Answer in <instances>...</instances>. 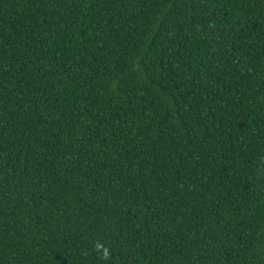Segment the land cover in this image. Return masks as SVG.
<instances>
[{
    "label": "trees",
    "instance_id": "1",
    "mask_svg": "<svg viewBox=\"0 0 264 264\" xmlns=\"http://www.w3.org/2000/svg\"><path fill=\"white\" fill-rule=\"evenodd\" d=\"M262 158L264 0H0V264H264Z\"/></svg>",
    "mask_w": 264,
    "mask_h": 264
},
{
    "label": "clouds",
    "instance_id": "2",
    "mask_svg": "<svg viewBox=\"0 0 264 264\" xmlns=\"http://www.w3.org/2000/svg\"><path fill=\"white\" fill-rule=\"evenodd\" d=\"M262 163H264V158H262ZM93 251L100 255L103 260H110L112 258L110 248L102 241L97 240L93 244Z\"/></svg>",
    "mask_w": 264,
    "mask_h": 264
}]
</instances>
